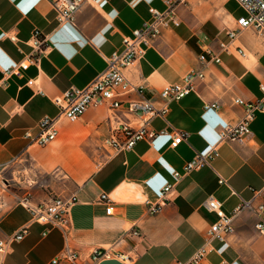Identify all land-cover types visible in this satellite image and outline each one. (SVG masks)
I'll use <instances>...</instances> for the list:
<instances>
[{"label":"crops","instance_id":"obj_1","mask_svg":"<svg viewBox=\"0 0 264 264\" xmlns=\"http://www.w3.org/2000/svg\"><path fill=\"white\" fill-rule=\"evenodd\" d=\"M152 7L165 10V0H98L81 5L72 24H59L50 0H0V72L32 51L29 40L34 31L47 40L39 62L0 88V212L4 210L0 238L28 223L23 198L38 204L53 195L77 197L70 210L67 239L57 229L43 236L45 226L33 223L23 240L10 245L3 264H50L66 245L77 248L83 258L92 249L110 248L126 255V264H174L194 254L217 219L203 207L208 196L226 214L252 196L250 188L261 190L256 202L264 204V113L256 114L244 143H220L210 167L179 180L173 175L183 173L194 153H204L217 142L221 126L242 116L234 98H261L264 34L244 30L224 52L219 45L228 42L230 28L221 30L203 22L201 30L194 29L183 20L180 4L176 6L180 24L164 28L144 58L126 70L129 80L141 86L142 95L156 107L162 105L159 92L165 85L180 82L190 69L203 70L205 77L196 82L193 92L171 102L165 118L150 121L155 132L174 129L187 134L174 149L170 137L161 135L108 155L109 150L100 146L110 128L135 123L122 109L100 106L75 121L59 118L55 98L70 87H84L102 72L108 56L121 48L122 38L150 19ZM14 34L17 42L6 37ZM237 47L244 57L236 53ZM205 51L216 54L220 63L201 64L198 55ZM30 79L33 83L27 85ZM138 98L130 93L122 100ZM204 103H216L219 108L204 110ZM43 117L59 119L57 137L42 147L29 145L23 133L36 134ZM219 177L226 184H219ZM169 183L174 186L168 200L150 214L148 205L157 201L161 188ZM101 193L112 202L110 214L99 200ZM256 220L252 211L237 213L232 233L224 242H212L204 264H264V238L255 230ZM131 229L140 237L130 236Z\"/></svg>","mask_w":264,"mask_h":264},{"label":"built area","instance_id":"obj_2","mask_svg":"<svg viewBox=\"0 0 264 264\" xmlns=\"http://www.w3.org/2000/svg\"><path fill=\"white\" fill-rule=\"evenodd\" d=\"M96 1L98 0H50V3L56 11V20L59 24H72L74 14L81 5ZM184 1L165 0L166 9L162 11L153 7L149 8L150 19L143 22L140 27L134 28L130 35L122 38L121 48L108 56L107 66L102 72L98 73L84 87H70L54 100L59 110V118L69 121H75L88 109L100 106H107L110 109H122L133 116L135 123L126 121L110 128V134L103 139L100 146L104 150H109L108 155L129 151L138 142L153 140L161 135L170 137L169 145L174 149L184 142L187 137V134L181 130L168 131L163 129L155 132L150 128V121L157 116L165 118L169 112L171 102L179 101L193 92L196 82L205 77L203 70L190 69L182 76L180 82L165 85L159 92L162 101L160 107H156L150 99L145 98L142 95V87L134 85L126 76V70L131 68L137 60L144 58L146 50L152 42L160 37L164 28L180 24L175 10L176 6ZM234 1L239 6L241 14L234 19V26L226 30L228 42L219 45L224 52H229L231 42L244 30H253L259 34H264V0ZM6 37L11 42H17L15 34ZM29 43L32 51L23 60L0 72V88L6 87L12 76L20 75L21 71L39 62L47 40L41 38L39 32L34 31ZM235 51L240 57L245 56L241 48L237 47ZM198 61L201 64H218L220 58L216 54L205 51L198 55ZM26 83L31 85L33 80L30 79ZM259 89L262 94L259 99L253 101H245L239 97L233 99V103L242 108V116L232 124L221 126L218 130L217 142L204 153H194L192 158L185 162L182 174L173 173L176 180L203 167H210L211 161L218 156V145L220 143L234 142L241 144L247 140L250 134V124L256 114L264 113V80L259 81ZM130 93L137 94L139 98L122 100V97H126ZM202 107L204 110L219 108L216 103H204ZM58 120L57 118L43 117L37 122L38 130L36 134L31 133L30 130H25L23 136L29 140V145L45 146L57 137ZM218 183L226 184V181L219 177ZM173 186L169 183L161 188L157 201L148 205L147 210L150 214L158 212L164 206ZM250 190L252 196L249 199H242L231 214L224 213L221 210V204L212 196H208L203 202V207L209 212L215 213L217 219L208 227L204 243L194 254L189 259L175 261L174 264H204L205 257L212 249V242H224L233 231L234 216L244 210L252 211L257 216L254 227L257 233L264 238V215H262L264 204L256 202L261 190L255 191L251 188ZM99 200L106 204V214H110L113 206L108 195L101 193ZM1 202L2 195L0 193V204ZM22 202L29 211L30 219L27 224L21 226L10 236L4 239L0 238V264H3L4 256L10 245L23 240L28 235L29 227L33 223L45 226V230L42 232L43 236L52 229L61 231L66 239L70 234V210L77 202L75 195H53L47 202L38 204H29L27 198H23ZM129 233L132 237H140L137 230L131 229ZM107 258H115L122 263L127 260L126 255L116 254L110 248L92 249L88 256L83 258L77 248L66 245L60 254L50 261V264H58L60 261L65 264H98L101 260Z\"/></svg>","mask_w":264,"mask_h":264},{"label":"rangeland","instance_id":"obj_3","mask_svg":"<svg viewBox=\"0 0 264 264\" xmlns=\"http://www.w3.org/2000/svg\"><path fill=\"white\" fill-rule=\"evenodd\" d=\"M180 7L183 20L191 24L194 29H200V25L207 22L212 28L225 30L233 27V17L241 14L234 0H185Z\"/></svg>","mask_w":264,"mask_h":264},{"label":"water","instance_id":"obj_4","mask_svg":"<svg viewBox=\"0 0 264 264\" xmlns=\"http://www.w3.org/2000/svg\"><path fill=\"white\" fill-rule=\"evenodd\" d=\"M98 264H124L115 258H107L101 260Z\"/></svg>","mask_w":264,"mask_h":264},{"label":"snow or ice","instance_id":"obj_5","mask_svg":"<svg viewBox=\"0 0 264 264\" xmlns=\"http://www.w3.org/2000/svg\"><path fill=\"white\" fill-rule=\"evenodd\" d=\"M33 2H35V0H33Z\"/></svg>","mask_w":264,"mask_h":264}]
</instances>
